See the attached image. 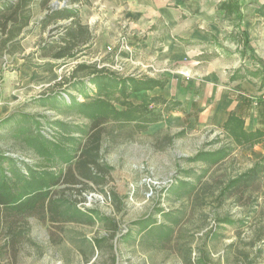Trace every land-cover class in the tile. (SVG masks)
Returning <instances> with one entry per match:
<instances>
[{
    "label": "rangeland",
    "instance_id": "rangeland-1",
    "mask_svg": "<svg viewBox=\"0 0 264 264\" xmlns=\"http://www.w3.org/2000/svg\"><path fill=\"white\" fill-rule=\"evenodd\" d=\"M41 1L33 2V22L45 16ZM162 2L168 9L178 11L177 24L168 25L164 18L158 17L148 28L138 26L133 13L139 12L140 3L133 0H81L77 3L52 0L53 9L68 7L81 11L83 22L91 15L94 44L60 61L43 59L41 51L29 62L20 55H0V188L7 184L3 182L6 175L11 184L16 182V192L24 194L28 189H35L42 177L66 170L68 164L59 157L75 149L77 141L64 136L65 131L59 126L61 122L74 124L70 125L73 129L75 125L83 126L84 132L72 133L79 140H85L89 130H101L102 158L113 166L115 176L99 187L89 181L90 187L72 197L67 196L72 190L64 185L52 187L53 194L57 191L58 195L66 194L83 212L76 211L79 221L43 223L37 216L26 219L14 215L10 221H15V228L10 232L0 223V264H111L105 246L102 249L96 244L109 234L107 227L111 222L118 225L117 235L111 239L116 264H186L184 252L189 248H192L190 257L197 264L201 259L206 261L203 255L209 257L208 264H243L241 250L256 264H264V243L256 241L251 226L218 222L224 216L244 219L250 207L258 206L255 197L259 199L258 208H263L264 180L259 193L248 191L245 194V205L239 203L236 196L226 197L221 204L215 199L216 195L210 193L202 199L207 204L200 200L196 208H191L187 197L174 195L176 187L182 190L180 180L196 183L202 168L208 167V160L197 155L199 151L232 149L228 158L201 179L203 183L218 184L246 171L257 161L248 155L247 149L257 145L261 135L244 130L222 131L216 136L204 130L184 140L185 144H174V156H170L165 151L152 152L146 148L142 133L139 134L142 139L128 140L130 134L143 131L148 126L146 123L163 119L162 100L152 98L151 103L145 104L141 111L146 119L139 116L141 121H138V111H132L131 118L123 115L113 119L111 110L115 106L124 108L122 104H128L130 93L140 90L142 83L151 85L156 81L154 76L160 78L159 68H181L187 57L197 61L196 66L202 69L219 59L237 64L238 75L255 76L263 83L264 0ZM195 27L197 39L187 42L185 34ZM39 33L36 30L28 38L31 48L38 42ZM63 33V28L52 27L44 36L46 40L57 39ZM163 39L187 49L186 58L173 63L161 59L160 54L158 57L155 51L164 44ZM83 63L105 70L109 78L95 80L89 76L90 70L73 77V67ZM50 66L53 70L46 72ZM73 100L97 107L98 102H103L105 109L110 108V119L95 128L93 117L87 116L89 107L74 106ZM30 128L37 137L29 142L37 144V150L25 141L24 132ZM115 139L119 142L114 147L105 145L107 140L114 143ZM190 156L198 157L191 159ZM178 161L181 168L177 166ZM14 168L20 169L22 175L17 176ZM145 178H151L158 185L150 197L141 185ZM73 186L80 189L79 184ZM114 191L118 195L116 201L112 196ZM178 209L183 210L184 219L176 225L178 235L171 243L165 241L167 234L161 231V226L170 228L171 215ZM15 233L18 236L13 237ZM259 247H262L260 255L256 253Z\"/></svg>",
    "mask_w": 264,
    "mask_h": 264
},
{
    "label": "trees",
    "instance_id": "trees-1",
    "mask_svg": "<svg viewBox=\"0 0 264 264\" xmlns=\"http://www.w3.org/2000/svg\"><path fill=\"white\" fill-rule=\"evenodd\" d=\"M34 1L35 0H0L1 56L12 54L21 48V40L29 32L28 27L35 17L33 9ZM51 1L52 0L41 1L40 6L43 11H46V13L44 17L38 19L37 25H39L40 29L45 30L49 25H52V23L57 24L62 20L71 19V21L70 23H67V25H56L53 27V29L63 28L64 33L59 35L57 39H53L51 43L47 41L42 42L40 46L41 55L68 60V58L74 57L76 53L81 51L79 48L78 50H75V47L82 46L89 42L92 35L89 28L80 21L77 9L68 7L63 9H53L50 7ZM78 1L81 0H73V3H77ZM88 70H90V73H88L89 76H92L95 80L103 79L104 77L109 78V74H107L105 70L86 63L75 65L71 72L72 76L76 78L79 75L78 73H83V71ZM110 77L112 79L114 78L113 76ZM152 85H156V81L151 82V86ZM73 102L75 103L74 106L78 105L80 108L83 107L85 109L86 107H89L87 109V116L93 117V126H97L95 128H98L99 125L110 119V108L105 109L103 107V105H105L103 102L97 103L99 107L90 106L87 103L82 104L75 100H73ZM111 110L112 115H114L112 118L115 119L116 117L119 118L123 115H125V117L129 115V118H131V116H133L132 111L135 109L129 110L128 112L120 111L115 108H111ZM70 125L74 126L72 123H70ZM70 125L63 122L59 125L65 131L64 136L67 138L72 137L74 141H77V147H75V149L67 155H64L63 153L59 157L61 161L68 164L65 171H60L58 175L50 176L48 178L42 177L40 181H38L35 189H28L24 194H18V192H16V182L11 184L9 178H6V175H3V182L7 184L0 188V223L5 224V227L7 226L9 232L12 230L14 231L15 228V221H10L14 215L22 216L26 219L29 216H37V218L43 223L48 220L55 224L75 220L79 221L76 211L80 213L83 212H81L80 209L75 206L74 202L68 199L67 196L72 197L74 193H83V189L90 187L89 181L98 187L109 181L108 176H110L113 167L102 158L103 137L101 130L94 132L89 130L86 134L85 140H79L77 137L73 136L72 133H74V131L84 132L83 126L75 125L76 129H73V126ZM226 126L227 131H233L234 133H237V131H244L243 119L235 114L231 115ZM24 133H26L25 141L27 142L28 140V143L34 146L36 150L39 149L37 144L29 142L37 137V133L34 132L33 128L26 130ZM170 140L171 138L166 135L165 137L163 136L161 140H158L157 143L164 141V143L170 144ZM231 152L232 149L229 147H221L216 151H199L197 155L203 157V160H208V167L202 168V173L197 177L198 182L196 183H186L185 180H180L179 182L181 186H183L182 190H179L180 187H176L174 195L187 197L188 201H191V208H196V204H198L200 200L207 204V201L202 199L206 196L208 197V194L210 193L215 194V199L219 200V203L221 204L224 203L226 197L236 196L238 202L245 205V194L248 191L251 193H259L262 188L264 159L254 162L246 171L222 180L218 184H210L208 181L203 183L201 180L207 176L212 167L219 166L226 158H228ZM190 157L193 159L198 156ZM178 167L180 166L178 165ZM15 169L16 168H14V170ZM179 170L183 171L182 169H178V171ZM14 173H16L17 176H20V174L22 175L20 169L15 170ZM60 184L64 185L67 190H72V192L67 196L66 194L58 195L59 191L53 194L54 190L52 187ZM76 184L80 185V189L74 188L73 185ZM214 189L215 191H213ZM112 196L114 197V201L118 199L117 193L113 192ZM254 202H257L258 204L256 205L259 206L258 197L254 198ZM258 206L253 205L250 207L244 219L224 216L220 217L218 222L238 223L239 225L245 224L248 225L247 228L251 226L256 241L264 243V207L258 208ZM176 213L182 214L183 210L178 209ZM176 213L174 216L171 215L170 228L166 227L168 225L161 226V231H163L164 234H167L165 241H171V243L178 235L175 229L176 225L180 224L184 219V213L183 215H177ZM173 224L174 226L172 227ZM117 226L118 225L114 222H111L107 227L109 234L96 241L99 248L103 249V246H105V250L108 251L111 258V264H116V254L114 252V247L111 244V239L113 236L117 235ZM61 227L63 228L62 225ZM210 230L215 232L213 229ZM12 236H18V234L15 233ZM234 244L237 245L236 242ZM234 244L232 247H235ZM191 250L192 248H189L188 252H184L186 256V264H197L196 261L192 260L190 257ZM261 252L262 247L257 248L256 253L260 255ZM239 253L244 257L243 264H256L254 260L248 258L247 253H245L244 250L239 251ZM202 257H204L206 261L201 259L198 264H208L209 257H205V255ZM87 262L88 259H86V263Z\"/></svg>",
    "mask_w": 264,
    "mask_h": 264
},
{
    "label": "crops",
    "instance_id": "crops-1",
    "mask_svg": "<svg viewBox=\"0 0 264 264\" xmlns=\"http://www.w3.org/2000/svg\"><path fill=\"white\" fill-rule=\"evenodd\" d=\"M135 1L140 3V6L137 7L139 12L133 13L137 19L136 22L139 24L138 26L148 28L150 24H155L158 17L164 18L168 25L177 24L178 11L168 9L163 4V0H133V3ZM83 12L85 11L82 10ZM128 15L131 16L130 12ZM131 17L134 18L133 16ZM79 18L89 28L92 38L86 44L75 47V50H78V48L82 50V48L90 44L93 45L95 37L92 33L94 28H92L91 24V15L88 16L91 20L88 19L86 22L81 20L80 14ZM70 21L71 19H67L59 21L57 24L52 23L45 30L40 29L39 25H37L38 19L37 22L32 21L28 27L29 32L21 40V48L10 55H20L22 60L29 62L40 54L41 45L39 42L42 40L49 43L52 42L50 40L53 38L46 40L44 35L50 32L52 27L59 24L67 25ZM186 28L187 26L184 29ZM36 30L40 31L37 36L38 44L35 43L36 45L31 48L30 44H27L28 38ZM197 36L198 30L195 27L188 31L184 37H186L187 42H193L197 39ZM163 40L164 44L162 43V45L158 41V45L161 46H158V50L155 51L156 55H162L161 59L175 63L186 58L188 51L182 45ZM180 55L181 58L179 57ZM42 58L50 61L64 60L52 58L51 56H43ZM197 63V61L187 57V61L184 62L181 68H171V70L159 68L160 78L154 76L156 85L151 86L142 83L140 90L136 89L137 91L130 93L128 104H122L124 108L115 106L118 110L125 112L135 109L134 111H138L139 114L138 121H141L140 117L144 113L141 110L146 107L145 104L151 103L152 98L162 100L160 102H162L163 119L146 123L148 126L143 131H138L137 134H135L136 132L130 134L128 140H136L138 137L142 139L139 135L142 133L144 135L143 138H145L143 144H145L146 148L152 152L153 150L157 152L165 151L170 153V156H174L172 154L174 144H185L184 140L190 139L191 135L202 133L204 130L212 131L217 136L222 131H227L226 124L231 115L235 114L243 119L244 130L256 131L261 135L257 145L248 147V155L257 161L264 159V84L260 83L255 76L238 75L237 73L240 72V69H238L239 65L237 64L225 63L219 59L213 63L210 62L209 66H205L202 69L196 66ZM52 67L50 66L45 71L51 72L53 70ZM131 76L134 77V75ZM151 76L153 75L151 74ZM141 118L146 119V115ZM158 135H161L159 140L163 136H169L171 138L170 144H166L164 141L157 143ZM118 142V139H115L114 143L107 140L105 145H113L114 147ZM110 150L111 148H109ZM122 150L125 151V149ZM122 158L126 159V156ZM178 165L180 166V161L177 162ZM110 178L115 179L113 169L110 172V176H108V179ZM263 180L264 171L262 174ZM114 192L117 193V191Z\"/></svg>",
    "mask_w": 264,
    "mask_h": 264
},
{
    "label": "built area",
    "instance_id": "built-area-1",
    "mask_svg": "<svg viewBox=\"0 0 264 264\" xmlns=\"http://www.w3.org/2000/svg\"><path fill=\"white\" fill-rule=\"evenodd\" d=\"M141 185L144 186V188L147 189V195L150 197L153 195V192L156 188H158V185L155 181H153L151 178H145L141 181Z\"/></svg>",
    "mask_w": 264,
    "mask_h": 264
}]
</instances>
